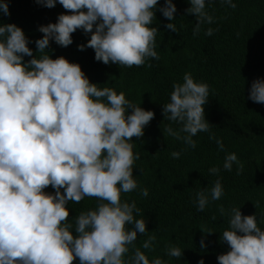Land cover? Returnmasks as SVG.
<instances>
[{
	"label": "clouds",
	"instance_id": "1",
	"mask_svg": "<svg viewBox=\"0 0 264 264\" xmlns=\"http://www.w3.org/2000/svg\"><path fill=\"white\" fill-rule=\"evenodd\" d=\"M47 8L57 3L70 14H59L55 23L41 25L42 38L35 40L37 59L27 46L32 43L23 30L12 23H0V264H126L122 259L127 245L144 234L146 222L135 219L139 213L135 202H121V192L137 187L133 178L132 137H141L154 113L136 107L111 88L90 83L78 64L64 57L50 58L45 49L50 41L61 47L73 43L71 34L81 30L90 34L83 51L90 47L94 59L132 67L144 64L146 57L159 59L153 48L158 31L152 24L159 11L169 23L166 29L176 32L173 0H35ZM211 3V0H208ZM236 8L233 0H220ZM187 14L195 16L197 34L202 23L213 17L204 11L205 0H188ZM0 14L9 16L8 0H0ZM212 28L205 30L211 36ZM24 56L32 57L24 62ZM183 83H173L169 102L162 105L164 119L176 121L186 133L182 139L195 148L193 140L200 131H208L204 105L208 85L194 82L185 73ZM248 99L264 104V78L252 81ZM101 98H104L103 100ZM127 110V111H126ZM130 110V111H129ZM181 139L178 132L165 129ZM212 137L210 136V139ZM218 149L224 146L216 140ZM179 158L180 152H172ZM239 172L237 155L226 153L223 168ZM212 174L219 172L209 168ZM51 185L54 193L45 192ZM63 189V193L61 192ZM148 195L147 189L141 190ZM223 195L217 179L213 187L197 192V211ZM85 196L100 201L95 210L74 217L75 233L69 230L68 201L80 202ZM223 215L224 210L221 207ZM229 230L220 236L229 245L226 254L216 257L218 264H264V230L257 226L256 215L242 216L240 208L231 209ZM129 224L133 227L125 228ZM154 236L142 247L150 248ZM200 247L205 248L202 237ZM170 257L180 258L178 247L167 250ZM130 264H165L159 257L151 262L136 249ZM197 264H204L200 259Z\"/></svg>",
	"mask_w": 264,
	"mask_h": 264
},
{
	"label": "trees",
	"instance_id": "2",
	"mask_svg": "<svg viewBox=\"0 0 264 264\" xmlns=\"http://www.w3.org/2000/svg\"><path fill=\"white\" fill-rule=\"evenodd\" d=\"M233 2L234 9L220 0L211 3L205 0L204 11L213 17V22L202 23L195 35L196 18L185 12L190 7L188 0H173L177 11L171 22L176 32L166 29L170 21L155 11L149 27L158 30L153 48L159 59L146 57L140 66L96 61L92 48L78 50V45L87 44L90 39V34L81 30L71 34V45L61 47L50 41L45 49L52 59L64 57L78 64L89 82L98 88L123 92L132 105L154 113L144 127L143 136L128 141L133 155L139 154L132 165L137 187L121 192L120 198L121 202H135L140 211L133 212L134 220H145L147 231L138 233L137 239L127 245L128 252L122 257L126 264H130L136 249L150 262L159 257L165 264H197L200 259L204 264H218L216 257L230 250L220 236L229 230L233 208H240L242 216L256 215L257 226L264 230V104L248 99L252 81L264 78V0ZM163 3L164 0H158L157 7ZM8 4L10 15L0 14V23L20 27L32 41L27 46L39 59L44 53L36 52L35 40L43 36L38 27L55 23L59 14H70V10L59 3L53 8L42 7L35 0H8ZM208 28L213 29L211 36L205 35ZM31 58L23 59L27 62ZM185 73L191 74L194 82L207 84L209 92L204 114L210 125L208 131L192 137L195 148L184 143L182 137L187 134L180 131L182 125L162 115V105L169 102L173 83L182 84ZM167 128L178 132L181 139L169 135ZM217 139L222 141L223 150L218 149ZM174 151L180 152L179 158L171 156ZM233 152L242 165L239 172L235 163L231 171L223 168L226 153ZM212 167L219 172L210 173ZM217 179L223 195L218 200H211L209 195L204 210L197 211L194 203L197 192L210 190ZM142 189L148 190L147 196L141 195ZM44 191L55 190L49 185ZM99 203L106 201L90 196L78 203L68 201V220L73 225L69 230L73 235H76L74 217L95 210ZM132 227L125 225L126 230ZM149 236L155 239L145 249L142 244ZM202 237L205 248L200 247ZM170 247L180 248L182 256L167 255ZM73 264H79L78 258Z\"/></svg>",
	"mask_w": 264,
	"mask_h": 264
}]
</instances>
